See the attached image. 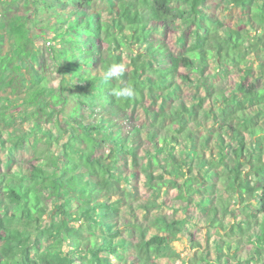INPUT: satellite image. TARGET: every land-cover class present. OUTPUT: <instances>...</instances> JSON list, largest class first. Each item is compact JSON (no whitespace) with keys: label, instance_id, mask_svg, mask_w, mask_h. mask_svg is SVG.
<instances>
[{"label":"trees","instance_id":"1","mask_svg":"<svg viewBox=\"0 0 264 264\" xmlns=\"http://www.w3.org/2000/svg\"><path fill=\"white\" fill-rule=\"evenodd\" d=\"M17 2L0 0V264H264V0L214 1L221 17L211 0Z\"/></svg>","mask_w":264,"mask_h":264},{"label":"rangeland","instance_id":"2","mask_svg":"<svg viewBox=\"0 0 264 264\" xmlns=\"http://www.w3.org/2000/svg\"><path fill=\"white\" fill-rule=\"evenodd\" d=\"M16 1H18L17 3H15V6L18 8L17 11H18V13H22V11H23V6H22L23 0H16ZM211 1H213L212 9L214 10V12L218 16L221 17V13L219 12V10L220 9L223 10L224 8L222 6H220V4H218L217 6L214 5V1L218 2L219 0H211ZM26 12H28V11H26ZM230 12L231 11H229L228 9L224 10V14L225 15H228ZM32 16H33V14L29 15V17H32ZM239 19H240L239 18V14L236 13V12H231V15L229 17H225L224 18L225 21H230L231 23H235L236 21H239ZM2 27H3V25H0V32H3V28ZM38 32H39V30H37V29L32 27L31 35L37 34ZM51 39H52L51 38V34H48L44 38L41 37V38L35 40V45L39 49L38 54L40 56V59H39V57H38V59H36L37 60V64L40 65L39 68L45 73H50V72L54 73V69H55L54 60L51 57V53H50V50H49V48H50L49 43H51L52 46L59 47V44L55 45V41H53ZM3 41H4L3 43L5 44V47L8 46L7 37ZM188 91L189 90L185 89V93L188 92ZM133 116H134L133 111L129 112L128 113V118L124 119L123 122H127V123L128 122H130V123L133 122V120H134ZM138 123H140V121ZM21 154L22 153H16L15 152L13 154L14 159L17 160V159H19L21 157H24V155H21ZM0 156L3 158L4 157L3 153H1ZM1 167L3 169H7V165H5V164H1ZM142 179H143V176L139 172L138 173V185H139V188H140V195L144 196L145 195V189L141 186L142 185ZM56 211H57V209L55 207L49 213L45 214L46 223H49V222L54 221V220H57L60 217V216L57 215ZM183 213H184L183 215L188 213V215L201 216L204 213V208L200 207L197 202H194V204H191L190 207L187 209V211L183 212ZM178 215H182V213L178 212ZM127 216L129 217L130 215L127 213ZM193 230H194V238L200 243L201 247L204 248L206 243H207V241L213 235V234H211L213 232V229H209V227L202 226V225H200V226H198L196 228L190 226L189 227V231H193Z\"/></svg>","mask_w":264,"mask_h":264},{"label":"clouds","instance_id":"3","mask_svg":"<svg viewBox=\"0 0 264 264\" xmlns=\"http://www.w3.org/2000/svg\"><path fill=\"white\" fill-rule=\"evenodd\" d=\"M126 71V66L123 63H112L103 73L104 81L120 78ZM136 94L135 87L130 84H125L120 87L111 89V95L118 101H129L134 98Z\"/></svg>","mask_w":264,"mask_h":264}]
</instances>
